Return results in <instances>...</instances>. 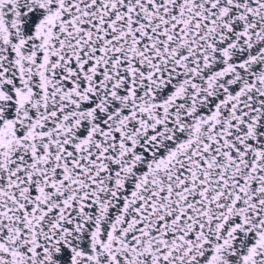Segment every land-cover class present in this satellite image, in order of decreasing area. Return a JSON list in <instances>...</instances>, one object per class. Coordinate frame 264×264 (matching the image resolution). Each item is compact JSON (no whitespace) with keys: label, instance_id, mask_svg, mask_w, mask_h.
Instances as JSON below:
<instances>
[{"label":"snow or ice","instance_id":"6c2138e0","mask_svg":"<svg viewBox=\"0 0 264 264\" xmlns=\"http://www.w3.org/2000/svg\"><path fill=\"white\" fill-rule=\"evenodd\" d=\"M0 264H264V0H0Z\"/></svg>","mask_w":264,"mask_h":264}]
</instances>
